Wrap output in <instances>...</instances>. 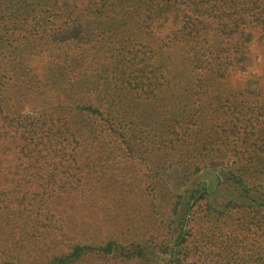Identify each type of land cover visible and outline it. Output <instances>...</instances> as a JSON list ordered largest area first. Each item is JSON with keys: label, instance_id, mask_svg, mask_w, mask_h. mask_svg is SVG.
<instances>
[{"label": "trees", "instance_id": "obj_1", "mask_svg": "<svg viewBox=\"0 0 264 264\" xmlns=\"http://www.w3.org/2000/svg\"><path fill=\"white\" fill-rule=\"evenodd\" d=\"M254 44L264 0H0V249L134 204L132 237L39 264H264V73L230 79ZM173 166L182 184L225 168L239 199L176 193Z\"/></svg>", "mask_w": 264, "mask_h": 264}, {"label": "rangeland", "instance_id": "obj_2", "mask_svg": "<svg viewBox=\"0 0 264 264\" xmlns=\"http://www.w3.org/2000/svg\"><path fill=\"white\" fill-rule=\"evenodd\" d=\"M250 51L257 56L256 65L251 71L235 70L231 72L230 79L234 84L242 83L251 74L262 75L264 73L262 46L260 44L251 45ZM26 109H28V106ZM133 169V162L125 161L122 164L120 163V168H116L114 171H120L121 173L118 174V177L120 176L125 179L131 176ZM225 170V168L214 170L205 169L193 177L187 184H182L181 182V169L179 167L173 166L167 170V173L170 176V187L174 192L187 195L188 190L202 188L205 185L210 192L213 203L221 204L227 200L239 199L238 194L233 192L232 187L223 182V172ZM137 197L139 198L137 194L132 195L130 202L135 203ZM133 206L134 204H129L119 209L108 208L107 210L100 209L94 212L83 211V216L76 213V235L68 241L63 239L62 233L59 230L50 227L47 232L43 233L42 237H38V233L36 230H32V228H27L23 233L18 228H13L14 236L6 242L7 246L1 247L3 250L0 249V264H3V262H8V264H39L40 261H43L47 252L51 250L63 251L67 248L68 243L74 239L98 241L107 238L108 235L132 237L133 234H129L125 230V222L127 218H130L134 214ZM116 216L120 217V223L115 222L114 219H116ZM117 225L119 227H116ZM6 228H3V230ZM134 234L143 239L141 230ZM1 238L2 236H0V240ZM14 239L15 242L13 243L12 241ZM8 257L9 259L7 261Z\"/></svg>", "mask_w": 264, "mask_h": 264}]
</instances>
